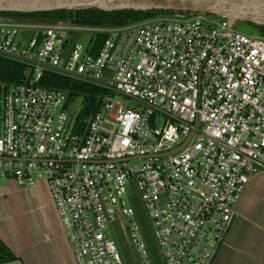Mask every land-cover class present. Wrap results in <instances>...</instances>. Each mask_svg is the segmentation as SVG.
<instances>
[{
    "label": "built area",
    "instance_id": "1",
    "mask_svg": "<svg viewBox=\"0 0 264 264\" xmlns=\"http://www.w3.org/2000/svg\"><path fill=\"white\" fill-rule=\"evenodd\" d=\"M235 23L192 13L110 28L0 22V58L25 68L19 84H0V180L46 184L73 264H123L109 226L138 264H155L134 193L161 264H211L264 173V37ZM46 75L99 89L81 129L85 95L69 108Z\"/></svg>",
    "mask_w": 264,
    "mask_h": 264
},
{
    "label": "crops",
    "instance_id": "2",
    "mask_svg": "<svg viewBox=\"0 0 264 264\" xmlns=\"http://www.w3.org/2000/svg\"><path fill=\"white\" fill-rule=\"evenodd\" d=\"M0 243L14 256L1 264H73L45 183L0 180ZM211 264H264V173L249 180Z\"/></svg>",
    "mask_w": 264,
    "mask_h": 264
},
{
    "label": "trees",
    "instance_id": "3",
    "mask_svg": "<svg viewBox=\"0 0 264 264\" xmlns=\"http://www.w3.org/2000/svg\"><path fill=\"white\" fill-rule=\"evenodd\" d=\"M3 13L4 15L8 16L24 15L32 18L66 19L71 22L77 23V25L91 27L104 26V28L135 24L157 16L180 17L191 14L189 12L169 10L116 9L111 11H105L90 6L56 9L50 11L29 12L27 14H13L12 12ZM90 23L94 25H87ZM250 25L256 29V32L259 35L264 37V26H257L253 24ZM105 38V34L96 35V43L98 47L105 40ZM24 70L25 68L23 66L0 58V84H19L22 80ZM41 83L43 86L49 89L68 90L69 96L67 99V106L69 108L74 104V101L78 95H85V98L81 104V110L75 117V124L77 126V129H81L83 127L87 117L90 114L94 113L95 109L97 108V103L94 99L95 95L99 92V89L97 88L71 82L70 80L55 75H46ZM13 260L14 256L0 243V264L8 263ZM153 261L155 264H159L157 260L153 259Z\"/></svg>",
    "mask_w": 264,
    "mask_h": 264
},
{
    "label": "water",
    "instance_id": "4",
    "mask_svg": "<svg viewBox=\"0 0 264 264\" xmlns=\"http://www.w3.org/2000/svg\"><path fill=\"white\" fill-rule=\"evenodd\" d=\"M84 6L105 11L132 9L189 12L226 17L238 22L264 26V0H0V13H29ZM0 22L61 25L66 24L68 20L0 15ZM182 147L183 145L172 153Z\"/></svg>",
    "mask_w": 264,
    "mask_h": 264
},
{
    "label": "rangeland",
    "instance_id": "5",
    "mask_svg": "<svg viewBox=\"0 0 264 264\" xmlns=\"http://www.w3.org/2000/svg\"><path fill=\"white\" fill-rule=\"evenodd\" d=\"M158 17V16H157ZM154 18V17H153ZM235 30L241 32L246 35H254L257 34L256 29L253 28L250 24L245 22L235 23ZM87 37H91V34L84 33L80 35L77 39L79 43L84 44L87 40ZM121 104L124 108L133 107L134 103L131 100L120 99ZM134 200L131 201V206L135 210V219L139 226V233L141 235V239L144 242L147 251L151 255V257L161 264L157 246L153 236V230L150 224V221L145 213L142 204L138 198V196L134 193ZM108 237L114 241L115 245L118 248L120 256L122 258L123 264H138L137 257L131 247L127 243V241L123 238L121 232L114 227L109 226L106 231Z\"/></svg>",
    "mask_w": 264,
    "mask_h": 264
},
{
    "label": "flooded vegetation",
    "instance_id": "6",
    "mask_svg": "<svg viewBox=\"0 0 264 264\" xmlns=\"http://www.w3.org/2000/svg\"><path fill=\"white\" fill-rule=\"evenodd\" d=\"M28 12H17L16 14H27ZM14 14V13H13ZM0 15H4V13H1ZM16 16H18V17H27V16H20V15H16Z\"/></svg>",
    "mask_w": 264,
    "mask_h": 264
}]
</instances>
